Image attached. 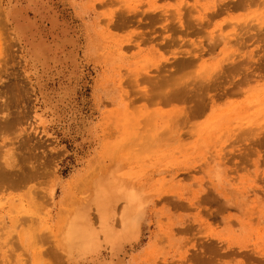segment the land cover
I'll return each mask as SVG.
<instances>
[{
  "label": "rangeland",
  "instance_id": "374dc122",
  "mask_svg": "<svg viewBox=\"0 0 264 264\" xmlns=\"http://www.w3.org/2000/svg\"><path fill=\"white\" fill-rule=\"evenodd\" d=\"M4 118L0 264H264V0H0Z\"/></svg>",
  "mask_w": 264,
  "mask_h": 264
},
{
  "label": "bare ground",
  "instance_id": "6f19581e",
  "mask_svg": "<svg viewBox=\"0 0 264 264\" xmlns=\"http://www.w3.org/2000/svg\"><path fill=\"white\" fill-rule=\"evenodd\" d=\"M245 1H246V0H245ZM229 3H230V2H229ZM223 4H224V3H222V5H223ZM227 4H228V2H227ZM239 4H240V7H241V3H239ZM181 5H182V4H181ZM244 5H245V3H244ZM182 6H183V5H182ZM189 6H190V5H189ZM196 6H197V4H196ZM226 6H229V5H226ZM235 6H237V5H235ZM235 6H234V7H235ZM238 6H239V5H238ZM238 6H237V8H238ZM183 7H184V6H183ZM220 7H222L221 4H220ZM173 10H174V9H173ZM187 10H188V9H187ZM139 12L142 13V11H138V13H139ZM169 12H170V11H169ZM169 12H168V14H169V16H170V13H169ZM171 12H172V11H171ZM183 12H184V9H183L182 13H183ZM121 13H122V15H123V11H122ZM124 13H125V11H124ZM141 13H139V14H141ZM155 13H157V11H155ZM155 13H154V15H155ZM166 13H167V12H166ZM172 13H173V12H172ZM187 13H188V12H187ZM148 14H149V12H148ZM157 14H158V13H157ZM145 15H146V14H145ZM162 15H163V14H162ZM174 15H175V14H174ZM158 16H159V15H158ZM180 16H181V15H180ZM125 17H126V16H125ZM130 17H133V16H130ZM141 17H142V14H141ZM162 17H164V15H163ZM166 17H167V16H166ZM170 17H171V16H170ZM174 17H175V16H174ZM178 17H179V16H178ZM178 17H177V18H178ZM148 18H149V17H148ZM157 18H158V17H157ZM168 18H169V17H168ZM168 18H167V19H168ZM4 19H5V18H4ZM133 19H134V18H133ZM144 19H146V18H144ZM169 19H170V18H169ZM171 19H172V18H171ZM171 19H170V20H171ZM122 20H123V18H122ZM155 20H156V19H155ZM155 20H154V21H155ZM158 20H160V18H159ZM163 20H164V19H163ZM202 20H203V19H202ZM206 20H207V19H206ZM206 20H205V22H206ZM4 21H5V20H4ZM141 21H142V20H141ZM152 21H153V20H152ZM172 21H174V20H171V22H172ZM122 22H123V21H122ZM168 22H169V21H168ZM171 22H170V24H171ZM6 23H7V22H6ZM131 23H132V22H131ZM150 23H151V22H150ZM145 24H146V22H145ZM182 24H183V23H182ZM203 24H204V23H203ZM206 24H207V23H206ZM123 25H124V24H123ZM126 25H127V24H126ZM129 25H130V24H129ZM134 25H135V24H134ZM151 25H152V24H151ZM167 25H168V24H166L165 26H167ZM132 26H133V25H132ZM137 26H138V24H137ZM157 28H158V27H157ZM166 28L168 29V26H167ZM183 28H184V27H183ZM188 28H189V27H188ZM190 28H191V26H190ZM7 29H8V28H7ZM9 29H10V28H9ZM9 29H8V30H9ZM156 30H157V29H156ZM183 30H184V29H183ZM183 30H182V31H183ZM188 30H189V29H188ZM201 30H202V29H201ZM201 30H200V31H201ZM161 31H162V30H161ZM164 31H165V30H164ZM167 31H168V30H167ZM171 31H172V30H171ZM171 31H170V32H171ZM194 31H195V30H194ZM194 31H193V32H194ZM196 31H197V30H196ZM162 32H163V31H162ZM190 32H191V31H190ZM145 33H146V31H145ZM151 33H152V32H151ZM181 33H182V32H181ZM194 33H195V32H194ZM196 33H198V32H196ZM221 33H222V32H221ZM221 33H220V34H221ZM230 33H232V32H230ZM258 33H259V32H258ZM260 33H261V32H260ZM147 34H148V33H147ZM147 34H146V35H147ZM220 34H219V36H220L219 38H221L220 41L223 40V42H226L225 40H226L227 37H225V36L223 37V35L221 36ZM228 34H229V33H228ZM141 35H142V34H141ZM146 35H145V36H146ZM171 35H172V34H171ZM176 35H177V33H176ZM183 35H184V34H183ZM185 35H186V34H185ZM207 35H209V34H207ZM216 35H217V34H216ZM225 35H227V34L225 33ZM234 35H235V34H234ZM145 36H144V37H145ZM148 36H149V35H148ZM148 36H147V37H148ZM172 36H173V35H172ZM214 36H215V35H213V38H214ZM227 36H228V35H227ZM256 36H258V34H256ZM260 36H261V35H260ZM260 36H259V37H260ZM140 37H141V38H144V37H142V36H140ZM210 37H211V36H210ZM217 37H218V35H217ZM222 37H223V39H222ZM235 37H237V36H235ZM238 37L242 38L241 36H238ZM238 37H237V39H238ZM243 37L245 38V36H243ZM249 37H250V38H249ZM254 37H255V35L253 36V38H254ZM259 37H258V38H259ZM13 38H15V37H13ZM155 38H157V37H155ZM155 38H154V39H155ZM158 38H159V36H158ZM158 38H157V39H158ZM175 38H176V37H175ZM219 38H218V39H219ZM224 38H225V39H224ZM253 38H252V39H253ZM261 38H262V37H261ZM144 39H145V38H144ZM146 39H147V38H146ZM211 39H212V38H211ZM214 39H217V38L215 37ZM214 39H213V40H214ZM242 39H243V38H242ZM242 39H238V41H236V38H235L234 42H232V41H231V42H232V43H235V42H241L242 44H244L245 40H248V41H249V40L251 39V36H250V35L247 36L246 39H243L244 41H243ZM259 39H260V38H259ZM10 40H11V39H10ZM158 40H159V39H158ZM168 40H169V39H168ZM170 40H171V39H170ZM170 40L168 41L169 44H170ZM173 40H174V37L172 38V41H173ZM213 40H212V41H213ZM227 40H228V39H227ZM229 40H230V39H229ZM229 40H228V44H229V46H230L232 43L229 42ZM239 40H240V41H239ZM241 40H242L243 42H242ZM260 40H261V39H260ZM13 41H14V40H13ZM145 41H146V40H145ZM198 41H200V40H198ZM220 41H219V42H220ZM10 42H11V41H10ZM14 42H15V41H14ZM14 42H11V44L14 43ZM148 42H149V41H148ZM165 42H166V41H165ZM206 42H207V41H206ZM206 42H203L204 45H205ZM214 42H217V43L219 44V42L216 41V40L213 41V43H214ZM223 42H222V43H223ZM253 42H254V41H253ZM156 43H158V42H156ZM176 43H177V42H176ZM176 43H175V41H174L173 45H175ZM201 43H202V42H201ZM203 43H202L201 45H203ZM210 43H211V42H210ZM217 43H215V45H212V43H211V45H212L213 47H214V46L216 47V46H217V45H216ZM226 43H227V42H226ZM245 43H247V41H246ZM164 44H165V43H164ZM167 44H168V43H167ZM167 44H166L165 46H167ZM198 44H199V42H198ZM224 44H225V43H224ZM228 44H227V45H228ZM238 44H240V43H238ZM173 45H172V46H173ZM207 45H210V44H207ZM211 45L208 46V47H211ZM225 45H226V44H225ZM162 46H164V45H162ZM172 46H171V47H172ZM198 46H199V45H198ZM232 46H233V45H232ZM244 46H245V45H244ZM244 46H243V47H244ZM169 47H170V46H169ZM213 47H211V48L213 49ZM235 47H236V46H235ZM18 48H19V47H18ZM194 48H196V47H194ZM197 48H198V47H197ZM240 48H241V47H240ZM192 49H193V48H192ZM192 49H191V50H192ZM202 50H203V49H202ZM18 51H20V49H19ZM182 51H184V50H182ZM186 51H187V50H186ZM194 51H195V50H193V52H194ZM206 51H208V53H209L210 49H208V50H206ZM206 51H204L205 54L207 53ZM236 51H237V50H236ZM184 52H185V51H184ZM212 52H213V51H212ZM233 52H234V51H232V53L230 52V54L232 55ZM186 54H187V53H186ZM235 54H236V53H234V55H235ZM239 54H240V53H239ZM182 55H183L184 57L186 56V55L183 54V53H182ZM229 56H230V55L228 54V56H226V57H228V59H229V58H230ZM237 56H238V55H237ZM237 56L235 55V57H237ZM239 56H240V55H239ZM181 57H182V56H181ZM226 57H225V58H226ZM240 57H241V56H240ZM178 58H180V56H178V57L175 59V60H176V61H175V64H177V66H178V67H177L178 69H176V70H177V72H179V73H176L175 69H174L175 72H174L173 70H171V71H173L172 74H171V77L174 75L173 73H176V74H175L176 77L179 75V78L182 77V76H183V77L187 76V74H184L185 76L182 75V74H180L181 72L178 71V70H179V69H182L181 71H185L186 68L190 67V63H191V60H192V59H189L190 57H188V55H187V58H182V59H181V58L178 59ZM228 59H227V60H228ZM238 59H239V58H238ZM238 59H237V60H238ZM168 60H169V59H168ZM197 60H198V59H197ZM222 60H223V59H222ZM235 60H236V58H234V61H233V62H235ZM240 60L242 61V59H240ZM173 61H174V60H173ZM173 61H172V62H173ZM241 61H240L239 63H241ZM223 62H224V60H223ZM223 62L221 63V65H222V64H223V66L226 65V63L224 64ZM236 62H237V61H236ZM167 63H168V62H167ZM194 63H195V62H194ZM194 63H193V64H194ZM227 63H228V61H227ZM229 63H231V61H230ZM239 63L237 62L239 68L242 69V67H240V65H242V64H239ZM201 64H203V63H201ZM261 64H262V63H261ZM204 65L206 66V64H204ZM229 65H230V64H229ZM229 65H227V66H229ZM170 66H171V65H170ZM175 66H176V65H175ZM175 66H174V67H175ZM223 66H222V67H223ZM164 67H165V65H164ZM168 67H169V66H168ZM174 67H173V68H174ZM207 67H208V66H207ZM234 67H237V66H234ZM175 68H176V67H175ZM201 68H203V66H202ZM230 68H231V67H230ZM154 69H155V68H154ZM154 69H153L152 71H156L155 73H157L158 67H157V70H154ZM161 69H162V67L160 68V71H161ZM168 69H169V68H168ZM168 69H167V66H166V69H162L163 71L160 72V73H162V75H161L160 77H162V76L164 75V72H165L164 70L167 71ZM183 69H185V70H183ZM189 69H190V68H188L187 71H188ZM217 69H218V68H217ZM232 69H233V67H232ZM237 69H238V68H237ZM237 69H236V70H237ZM193 70H195V68H194ZM193 70H190L189 72L192 71V74H193V76H194ZM236 70H235V68H234V71H236ZM238 70H239V69H238ZM171 71H167V72H169V73H168L169 75L166 74V75H164V78L161 79V80L166 79L167 81H166V80H163V81L167 82L169 85H170V81L168 80L167 76H170V72H171ZM167 72H166V73H167ZM202 72H203V70H202ZM205 72H207V71H205ZM229 72H230V71H229ZM232 72H233V71H232ZM232 72H231V73H232ZM160 73H159V75H160ZM211 73H213V71H211ZM216 73H218V72H216ZM236 73H237V72H236ZM190 74H191V73H190ZM218 74H219V73H218ZM222 74H223V73H222ZM229 74H230V73H229ZM229 74H227V75L230 76ZM157 75H158V73L156 74V76H155L154 78H156V79L158 80V78H160V77H157ZM175 75H174V76H175ZM181 75H182V76H181ZM198 75H200V74H198ZM204 75H205V74H204ZM213 75H215V74H213ZM216 75H217V74H216ZM224 75H225V73H224ZM224 75H223V76H224ZM227 75H226V76H227ZM233 75H234V74H233ZM233 75H231L230 78H232ZM143 76H144V75H143ZM145 76H147V75H145ZM145 76L139 78V80H141L142 83H143V78H146ZM165 76H166V77H165ZM195 76H197V75H195ZM195 76H194V77H195ZM201 76H203V75H201ZM201 76H200V77H201ZM228 76H227V77H228ZM151 77H153V76H151ZM151 77H150L149 80H148V78H147L146 82L148 81V82L150 83V82H151L150 80H152V83H150V84H152V85H150V88L154 89L153 87H154V86L156 87L157 84H160V83H161V80H159L160 83H158V82H155L156 80H154V78L152 79ZM176 77H174V78H176ZM197 77H198V76H197ZM200 77H198V78H200ZM210 77H211V76H210ZM210 77H209V78H210ZM212 77H214V76H212ZM218 77H219V76H217L216 80L218 79ZM227 77H226V78H227ZM174 78H171V79H170V77H169L170 80H172V79H174ZM188 78H189V73H188ZM202 78H205V76L201 77V79H202ZM209 78H205L206 81H207V83L205 82V84H204V83H200L201 80L197 79V80H199V82H195V84H194V83H193V84H194V87H196L197 85H198V87H197V88H194L195 91H191L190 93H189V91H190V88H189L190 85H189V83H191V82H190V81H192L191 79H189L188 84L186 85V86L189 88V91H188V89H187V90H183V89H182V87L185 88L184 84H185L186 80H185V81H182V82H184L183 85H182V84L180 85L181 82H179V84H178L177 86H176V83H178L179 80H178V81H177V80H173V81L171 82V83L173 84V85L171 84V85H172L171 87H173V88H171L172 91L170 90L169 85H168V89L166 90V91H169V90H170L171 93L169 92V94H170L169 96H165V94H163V93H165L163 90H164L165 87H167V86H166L167 83L164 84L165 87H163V88H161L162 86H160V87L158 86V89L161 88V89H163V90H157V93H159V91H161V93H160L161 95H160L159 98L162 99V97H161L162 95L164 96L163 98L167 97L168 99H166V98H165V99H162V101L165 100L166 102H168V101H169V102H172V101L169 100V98H170V99H171V98L174 99L176 95H177V96L179 95V96H181V97H184L183 99H184V100L186 99L185 101H187L188 96H191V95H192V94H191L192 92H193L194 94L197 93V94L195 95L196 97H194V98H193V97H189V98H190V102H191V100H192L193 103H194V104H192L191 106H193V108H194V106H196V107H195V110H196V109H199V107H198L199 105H198V104H199V102H200V104H201V102H202V105H201V106H203V109L205 110V109L207 108V106L204 108V104H203L204 101H202V100H201V101H200V100L197 101L196 98H198V97H197L198 92H199V91L201 92V89H202V88H201L200 86H204V85L206 86V84H207V88H209V86H208V85H209V84H208V83H209V82H208V81H209V80H208ZM219 78H220V77H219ZM222 78H223V77H222ZM205 79L202 80V81H205ZM210 79H211V78H210ZM220 79H221V78H220ZM223 79H224V78H223ZM228 79H229V78H228ZM228 79H226V80H228ZM182 80H183V79H182ZM197 80L195 79V81H197ZM243 80H244V79H243ZM153 81H154V84H155L154 86H153ZM175 81H176V83H175ZM222 81H224V80H222ZM228 81H229V80H228ZM230 81H231V80H230ZM210 82L212 83V81H210ZM214 82H215V78H214ZM219 82H220V81H219ZM219 82H218V83H219ZM156 83H157V84H156ZM186 83H187V82H186ZM196 83H197V84H196ZM199 83H200V85H199ZM215 83H216V82H215ZM240 83H241V82H240ZM202 84H204V85H202ZM188 85H189V86H188ZM195 85H196V86H195ZM214 85H216V84H212V85L210 84V87H213ZM239 85H240V84H239ZM151 86H152V87H151ZM178 86H179V87H178ZM235 86H236V85H235ZM235 86H234V87H235ZM176 87H177V88H176ZM232 87H233V86H232ZM191 88L193 89V87H191ZM207 88H206V90H207ZM213 88H215V87H213ZM216 88H217V87H216ZM224 88H225V90H226V87H224ZM152 89H151V90H152ZM173 89H174V90H173ZM192 89H191V90H192ZM197 89H198V91L196 92ZM235 89H236V88H233V90H235ZM151 90H150V91H151ZM206 90H205V91H206ZM233 90L231 89V91H233ZM147 91H148V90H147ZM155 91H156V90H155ZM183 91H184V92L187 91L189 95H188V96H184L185 94H187L186 92H185L184 95H182L181 93H183ZM162 92H163V93H162ZM172 92H174V93H172ZM200 92H199V93H200ZM233 92H234V91H233ZM148 93H150V92H147V94H148ZM166 93H167V92H166ZM176 93H177V94H176ZM203 93L206 94V92H203ZM142 94H144V93H142ZM147 94H145V95L148 96L149 94H148V95H147ZM171 94H172V95H171ZM190 94H191V95H190ZM194 94H193V95H194ZM167 95H168V94H167ZM142 96H143V95H142ZM152 96H154V101H153V102H156V101H155V99H156V98H155V95H152ZM152 96H151V97H152ZM199 96H200V95H199ZM148 97H150V95H149ZM200 97H201V96H200ZM189 98H188V99H189ZM191 98H193L194 100L191 99ZM214 98H215V96H214ZM160 99H159V100H160ZM201 99H203V98L201 97ZM176 101H179V102H180L181 100H176ZM176 101H175V102H176ZM206 101H207V100H206ZM214 101H215V99H214ZM181 102L185 103L184 101H181ZM181 102H180V103H181ZM187 104H188V103H187ZM207 104H208V103H207ZM7 106H8V105H7ZM187 106H190V104L187 105ZM201 106H200V107H201ZM5 107H6V104H5ZM201 108H202V107H201ZM201 108H200V110H201ZM7 109H8V108H7ZM10 111H11V109H10ZM197 111H198V110H197ZM6 114H7V113H6ZM12 115H13V112H12ZM7 117H8V116H7ZM15 117H16V114H15ZM5 118H6V117H5ZM5 118H4V119H5ZM12 118H13V117H12ZM17 118H18V117H17ZM14 119H16V118H14ZM2 120H3V119H2ZM16 120H17V119H16ZM16 120H15V122H16ZM0 122H1V121H0ZM9 122H12V121H10V119H7V120L5 119L4 123L1 122L0 124H1L2 126H5V127H6L7 125L10 124ZM8 123H9V124H8ZM12 123H13V125H14V122H12ZM18 123H19V122H18ZM15 124H16V123H15ZM10 126H11V124H10ZM12 127H13V126H12ZM0 128L2 129V127H0ZM6 128H7V127H6ZM10 128H11V127H10ZM27 138H28V137H27ZM27 138H23V141L20 140L22 143L25 141L26 146H27V144L29 143L28 141L30 140V139L27 140ZM26 141H27V142H26ZM19 144H20V142H19ZM23 144H24V143H23ZM23 144H22V145H23ZM25 144H24V145H25ZM38 145H40V144H38ZM26 146H25V147H26ZM35 146H36V145H35ZM43 152H44V151H43ZM51 153H52V152H51ZM40 154H41V153H40ZM15 155L17 156L18 154H15ZM19 155H20V154H19ZM19 155H18V156H19ZM35 155H36V154H35ZM45 155H46V154H45ZM20 157H22V156L20 155ZM23 158H24V157H22V159H23ZM32 158H33V157H32ZM37 158H38V157H37ZM39 158H40V157H39ZM16 159H17V157H16ZM20 159H21V158H20ZM30 159H31V157H30ZM40 159H41V158H40ZM49 160H50V159H49ZM49 160H48V161H49ZM22 161H23V160H22ZM24 162H25V163L28 162L27 159H26V161H24ZM33 162H34V161H33ZM49 162H50V161H49ZM2 164H3V163L1 162V164H0V177L6 179V180H8V181H9V180L12 181L13 179L15 180V178L17 177V175L14 174V172L17 171V170L19 171V169L15 170V169H14L15 166L12 167V168H7V167H5V166L2 165ZM18 164H19V163H18ZM30 164H31V163H30ZM32 164H33V163H32ZM35 164H36V163H35ZM54 164H55V163H54ZM26 165H27V163H26ZM39 165H40V164H39ZM39 165H38V166H39ZM20 166H21V164H20ZM20 166H18V167H20ZM45 166H46V165H45ZM21 167H22V166H21ZM21 167H20V168H21ZM53 167H54V166H53ZM26 168H28V167H26ZM26 168H24V169H26ZM35 168H36V165H35ZM35 168H34V169H35ZM39 168H40V167H39ZM31 169H32V168H31ZM31 169H28V170L30 171ZM26 170H27V169H26ZM22 171H23V169H22ZM20 172H21V171H20ZM23 173H24V171L21 172L22 175H23ZM27 173L30 174V173H32V171H31L30 173H29V172H26V174H27ZM33 173H34V172H33ZM24 174H25V173H24ZM23 178H24V177H23ZM25 178H26V177H25ZM16 179H17V178H16ZM18 179H19V178H18ZM18 179H17V180H18ZM26 179H27V178H26ZM19 180L21 181L22 179H19ZM19 180L16 182L17 184H18V182H20ZM30 180H31V179H30ZM12 182H13V181H12ZM23 182H24V180H23ZM14 183H15V182H14ZM16 183H15V184H16ZM24 183H25V182H24ZM24 183H23V184H24ZM26 183H27V182H26ZM26 183H25V184H26ZM15 184H14V187L17 185V184L15 185ZM11 185H12V184H11ZM18 185H20V183H19ZM18 185H17V186H18ZM32 190H34V189H32ZM38 191H40V190H34L32 194H34V192H37L36 195L38 194V195H37V197H38V196H39ZM46 191H47V190H46ZM42 193H43V192H42ZM32 194H31V195H32ZM43 194H44V193H43ZM43 194H42V195H43ZM45 194H46V193H45ZM42 195H41V197H39V198H43ZM31 198H32V197H31ZM35 198H36V197H35ZM49 200H50V199H49ZM128 201H130V200H128ZM131 201H132V200H131ZM27 205H28V203H27ZM24 206H26V205H24ZM30 206H31V203L29 204V207H30ZM22 207H23V205H22ZM25 209H26V208H25ZM25 211H26V210H25ZM27 211H28V208H27ZM29 211H30V210H29ZM32 216H33V215H32ZM32 216L26 213V215L23 217V218H24L23 220L26 221V222H27V220H29V221H31L32 223H34V219H33ZM94 217H95V216H94ZM29 221H28V222H29ZM32 225H33V224H32ZM84 236H85V235H84ZM41 237H43V236H41ZM85 238H86V237H85ZM86 239H87V238H86ZM88 242H89V241H88ZM213 248H214V247H213Z\"/></svg>",
  "mask_w": 264,
  "mask_h": 264
}]
</instances>
